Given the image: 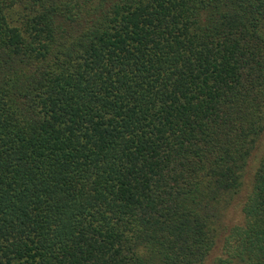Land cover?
<instances>
[{"label":"trees","instance_id":"trees-1","mask_svg":"<svg viewBox=\"0 0 264 264\" xmlns=\"http://www.w3.org/2000/svg\"><path fill=\"white\" fill-rule=\"evenodd\" d=\"M0 264H264V0H0Z\"/></svg>","mask_w":264,"mask_h":264}]
</instances>
